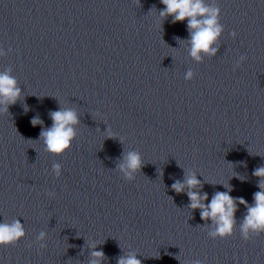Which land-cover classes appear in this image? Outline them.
<instances>
[{"label":"clouds","instance_id":"9594fccd","mask_svg":"<svg viewBox=\"0 0 264 264\" xmlns=\"http://www.w3.org/2000/svg\"><path fill=\"white\" fill-rule=\"evenodd\" d=\"M140 4V0H137ZM164 5L162 10H159L161 18L172 17V22H184L187 20V28L189 31L190 56L196 61H201L202 54L215 55L217 48L213 47L218 38L223 32V25L220 23V8L213 7L205 3V0H160ZM154 7V6H153ZM232 37H236V33H231ZM0 55H6L0 49ZM245 60L244 56L237 61L236 67ZM193 72L188 71L185 74V80L193 79ZM22 90L18 85L17 79L10 74V70L0 72V114H10L9 107L15 105L21 98ZM24 111L29 109L27 105H23ZM52 124L50 127H43L44 121L39 116L31 119L32 126H41L42 130L39 139L43 141L45 150L53 155H62L68 150L73 140L76 137L75 126L79 124V116L77 112L71 108H60L57 111L49 113ZM108 139H116L112 129L108 127L106 130ZM123 143V138H119ZM143 159L139 152L129 151L124 155L123 162L118 164L119 171L123 174V178L127 181H133L135 174L143 167ZM53 174L59 178L62 173V166L55 163L52 166ZM253 176L258 178L257 187L259 191L254 193V203L249 205L242 198H234L229 191H217L208 201V194L202 193L198 189L202 187V182L197 178L196 174L191 171L185 173L183 181L176 180L172 184V190L176 193H183L185 187L188 188L186 193L190 203L188 207L192 210H200L201 220L207 223L211 221L215 228L208 232L212 239L227 238L233 235L236 228L235 213L237 204L244 205L246 215L242 223L239 225L242 238L247 241L253 235L264 233V166H259L253 171ZM49 196L54 193L49 192ZM26 236L24 225L19 219H15L11 223L4 221L0 222V246H13ZM46 233L40 231L36 237V242L40 248L46 247ZM96 245H92L91 259L89 264H102L106 259L105 253L102 250H95ZM138 254L129 251L125 255H120L117 258V264H142L141 259H138ZM152 258L158 259L159 256ZM191 264H202L196 260Z\"/></svg>","mask_w":264,"mask_h":264}]
</instances>
